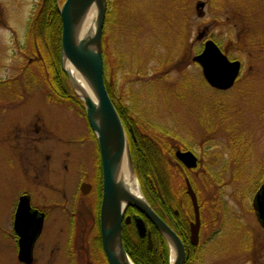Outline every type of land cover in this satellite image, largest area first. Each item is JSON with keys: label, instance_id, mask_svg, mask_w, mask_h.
Masks as SVG:
<instances>
[{"label": "rangeland", "instance_id": "374dc122", "mask_svg": "<svg viewBox=\"0 0 264 264\" xmlns=\"http://www.w3.org/2000/svg\"><path fill=\"white\" fill-rule=\"evenodd\" d=\"M41 5L0 0V264L16 261L13 213L26 180L33 193L45 194L44 203H60L95 162L83 104H59L51 74L38 64L42 55L29 27ZM208 41L243 65L230 91L212 90L193 61ZM103 46L106 84L142 135L173 156L191 151L199 160L185 173L167 157L173 185L185 187L189 178L203 206L199 264H264V229L253 204L264 183V0H108ZM36 125L42 142L32 133ZM27 134L29 148L21 145ZM63 150L68 170L58 179L48 168Z\"/></svg>", "mask_w": 264, "mask_h": 264}, {"label": "water", "instance_id": "95a60500", "mask_svg": "<svg viewBox=\"0 0 264 264\" xmlns=\"http://www.w3.org/2000/svg\"><path fill=\"white\" fill-rule=\"evenodd\" d=\"M96 15L91 19L93 9ZM205 4L197 5L203 11ZM108 14V0H66L60 9L62 20L61 67L70 86L83 102L89 125L97 138L104 172V197L101 212L102 241L110 264H134L126 252L123 242L124 217L129 208L138 211L161 233L171 250V264H185L187 252L176 232L168 226L141 196L133 193L123 176L127 163L131 174L138 181L130 143L122 119L109 95L105 81V61L103 35ZM193 61L202 67L208 85L221 92L231 90L239 80L242 63L231 61L214 41L205 44L201 54ZM76 70L87 89L74 74ZM176 159L188 170L198 167V158L190 151H177ZM187 195L193 211L191 243L200 242L201 212L197 194L189 179H186ZM257 218L264 228V184L254 199ZM32 211L29 199L22 198L16 215V232L20 236V260L31 258L33 244L41 232L43 217ZM30 220L37 223L29 226ZM131 223V219H127ZM139 236L148 238L149 248H153L152 234L148 232L143 218L135 219ZM34 229V232H30Z\"/></svg>", "mask_w": 264, "mask_h": 264}, {"label": "flooded vegetation", "instance_id": "af4514ba", "mask_svg": "<svg viewBox=\"0 0 264 264\" xmlns=\"http://www.w3.org/2000/svg\"><path fill=\"white\" fill-rule=\"evenodd\" d=\"M62 93H66V89L63 86L61 89ZM58 103L62 104V102H66L65 98L60 96ZM52 101L54 103L55 99ZM36 125L35 129H31L32 133H37L39 138V142H42L45 138V134ZM130 132L129 142L131 140L134 142L136 138L134 136V132ZM28 135V134H27ZM25 135V139L22 141V146L29 148L24 143L28 141L29 135ZM91 135L94 136L93 133ZM131 139V140H130ZM95 147L93 156H95V162L91 168H86L85 172L82 173L81 177L78 178L77 184L75 187V191L70 193H62L63 199L60 203L51 201L47 204L44 203L45 195L39 188L35 190L37 192L33 193L32 188V181L26 180V184L28 187L23 190L17 199L15 204L14 213H13V224H12V237H13V245L15 251V264H110L105 253V249L103 246L102 241V228H101V212H102V203L104 197V172H103V164L102 158L100 153V148L97 142L96 137L94 136ZM35 150V148H33ZM57 158V157H55ZM54 158V159H55ZM68 152L63 150L58 158V161L55 163L52 161V165L55 167L50 166L48 171L52 176L57 175L58 179H61L62 174L64 171L68 170ZM52 160V157H51ZM58 165L60 170L58 169ZM58 172L60 175H58ZM46 186L47 183H44ZM53 188V187H51ZM55 187L53 188V191ZM59 192V190H58ZM37 196L39 200L42 202L38 203V206L34 204V196ZM36 197V198H37ZM22 198L29 199L30 207L32 211H37L38 216L37 218L43 217L42 222V229L38 237L36 238L32 251H31V258L25 260V262L20 260V236L17 234L15 226H16V215L21 203ZM37 199V200H38ZM88 199L87 206L91 207V211L89 212V218L84 220L83 217V204L84 200ZM38 200V201H39ZM42 203V204H41ZM201 231H200V242L197 246H193L191 243V224L194 222L193 219L189 220V240L188 242H184L186 252H187V260L185 264H199L200 257V245H201V232L203 228V220H202V208L201 205ZM61 213V215H57V213ZM159 215V214H158ZM140 216V214H132L131 208H129L124 217L123 223V242L124 241V229L126 226L128 227H135V219ZM177 218L180 216V213L176 212ZM159 217L168 225L170 226L176 234L177 233L176 227L180 226V222H171L164 217ZM131 219V223H127V219ZM179 219V218H178ZM180 221V220H179ZM29 226L37 223V219L30 220L28 218ZM31 223V225H30ZM49 224L52 226L51 230L48 229ZM30 229V232H34V229ZM136 229V227H135ZM53 230L55 232V236L53 237ZM49 231V233H48ZM159 232V231H158ZM152 233V232H151ZM138 234V233H137ZM161 234V233H160ZM162 236V235H161ZM49 239L48 246L45 248V239ZM86 237V239H85ZM139 237V236H138ZM163 237V236H162ZM180 237V236H179ZM57 238L56 241L53 242V239ZM181 238V237H180ZM66 239V240H65ZM147 242H148V238ZM164 239V238H163ZM154 243V242H153ZM42 247V249H40ZM125 247V243H124ZM154 248V245H153Z\"/></svg>", "mask_w": 264, "mask_h": 264}, {"label": "trees", "instance_id": "16d2710c", "mask_svg": "<svg viewBox=\"0 0 264 264\" xmlns=\"http://www.w3.org/2000/svg\"><path fill=\"white\" fill-rule=\"evenodd\" d=\"M29 29L32 39L39 43V54L42 55V60L41 64L40 62L38 64L42 70L47 68L52 76L53 92L67 101H73L82 106V103L74 96L60 66L62 21L58 0H42L39 13L30 23ZM105 65L107 70L106 60ZM63 86L66 89L64 95L61 91ZM107 88L124 125L134 132L136 141L130 139L131 151L145 198L157 214L171 222H180V226L176 227L177 233L185 243L188 242V221L193 219V210L184 185L177 188L171 182L175 168L167 157L171 155L175 158L173 151L167 150L166 146L157 143L153 138L142 135L140 127L136 126L135 119L126 115L116 102L108 82ZM184 172L188 173L185 169ZM177 211L180 213L179 219L176 216ZM131 213L139 214L134 209H131ZM146 223L152 232L154 248L150 250L147 239L138 237L134 226H126L124 243L129 257L134 264H170L171 254L167 243L149 221L146 220Z\"/></svg>", "mask_w": 264, "mask_h": 264}, {"label": "bare ground", "instance_id": "6f19581e", "mask_svg": "<svg viewBox=\"0 0 264 264\" xmlns=\"http://www.w3.org/2000/svg\"><path fill=\"white\" fill-rule=\"evenodd\" d=\"M97 10L94 8L93 12L91 13V19L95 17ZM74 74L77 76L79 79L80 83L85 86L87 89V86L85 85L84 81L82 80L80 74L76 71L73 70ZM123 176L125 178L126 183L129 185L133 193H135L138 196H141V189L139 186L138 181L135 179V177L132 176L131 171L129 167L127 166V163L124 165V171H123Z\"/></svg>", "mask_w": 264, "mask_h": 264}]
</instances>
